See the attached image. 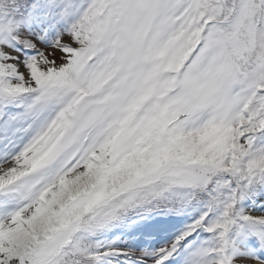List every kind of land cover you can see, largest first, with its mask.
Returning <instances> with one entry per match:
<instances>
[{
	"label": "snow or ice",
	"instance_id": "obj_1",
	"mask_svg": "<svg viewBox=\"0 0 264 264\" xmlns=\"http://www.w3.org/2000/svg\"><path fill=\"white\" fill-rule=\"evenodd\" d=\"M0 264H264V0H0Z\"/></svg>",
	"mask_w": 264,
	"mask_h": 264
}]
</instances>
